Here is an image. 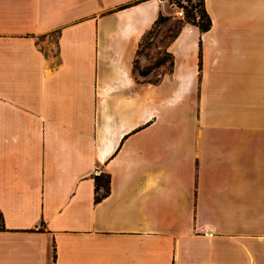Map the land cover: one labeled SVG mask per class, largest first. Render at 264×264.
<instances>
[{
    "label": "crops",
    "instance_id": "obj_1",
    "mask_svg": "<svg viewBox=\"0 0 264 264\" xmlns=\"http://www.w3.org/2000/svg\"><path fill=\"white\" fill-rule=\"evenodd\" d=\"M164 6L0 0V264H264V0H204L152 80Z\"/></svg>",
    "mask_w": 264,
    "mask_h": 264
},
{
    "label": "rangeland",
    "instance_id": "obj_2",
    "mask_svg": "<svg viewBox=\"0 0 264 264\" xmlns=\"http://www.w3.org/2000/svg\"><path fill=\"white\" fill-rule=\"evenodd\" d=\"M164 5L163 19L149 29L150 31L143 36L135 61V69L139 73L146 68L151 67V69H153L155 67V70L150 73V79L152 80L158 78L160 70L158 66L161 63L167 68L170 67V54L165 49V46L171 39L172 34L178 29L179 25L181 27V25L186 22L182 20L181 24V22H179L181 19L177 18L173 12L174 8L167 3H164ZM157 60H162V62L157 63Z\"/></svg>",
    "mask_w": 264,
    "mask_h": 264
},
{
    "label": "trees",
    "instance_id": "obj_3",
    "mask_svg": "<svg viewBox=\"0 0 264 264\" xmlns=\"http://www.w3.org/2000/svg\"><path fill=\"white\" fill-rule=\"evenodd\" d=\"M198 14V18H196V12ZM185 13H186V20L190 21L192 23H195L199 26L201 30H205L210 26V18L208 13L205 10L204 7V0H196V1H191L190 6H185ZM164 15L159 14L156 23H159L163 19ZM182 24V20H179ZM180 29V25L178 29L172 34L171 38H173L177 32ZM148 30L147 32H149ZM162 60H157V63H161ZM169 62L172 63V58L170 55ZM150 68H146L144 70H141L140 73L145 75L150 71ZM96 174L95 175V189H96V195H95V200H99L102 196H104L108 191H109V176L108 174ZM102 188L101 191H99V188ZM3 226L2 219H1V211H0V228ZM53 260H54V255H53ZM54 264V262H53Z\"/></svg>",
    "mask_w": 264,
    "mask_h": 264
},
{
    "label": "built area",
    "instance_id": "obj_4",
    "mask_svg": "<svg viewBox=\"0 0 264 264\" xmlns=\"http://www.w3.org/2000/svg\"><path fill=\"white\" fill-rule=\"evenodd\" d=\"M191 1L193 0H164V3H167L169 6L174 8L173 12L177 18L188 22L186 20L185 6H190ZM195 12L196 18H198L197 11Z\"/></svg>",
    "mask_w": 264,
    "mask_h": 264
}]
</instances>
